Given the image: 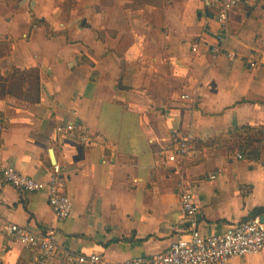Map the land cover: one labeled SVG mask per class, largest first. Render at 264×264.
I'll return each mask as SVG.
<instances>
[{
    "label": "crops",
    "instance_id": "0c3cea01",
    "mask_svg": "<svg viewBox=\"0 0 264 264\" xmlns=\"http://www.w3.org/2000/svg\"><path fill=\"white\" fill-rule=\"evenodd\" d=\"M15 68L39 69L41 100L0 97V164L44 182L58 165L74 209L60 221L47 191L0 179V215L56 228L50 264H78L66 251L115 264L169 249L185 229L181 164L166 161L176 130L194 138L181 172L203 235L264 216V149L239 159L222 146L236 127L264 126V0L237 6L227 26L213 0H0V73ZM36 254L0 225V264ZM224 264H264V251Z\"/></svg>",
    "mask_w": 264,
    "mask_h": 264
},
{
    "label": "built area",
    "instance_id": "2783aa9c",
    "mask_svg": "<svg viewBox=\"0 0 264 264\" xmlns=\"http://www.w3.org/2000/svg\"><path fill=\"white\" fill-rule=\"evenodd\" d=\"M251 0H213L217 9V21L227 26L231 12L243 3ZM225 32L217 33V38L222 40ZM224 50L221 44L214 47V58ZM228 56L235 59L237 55L229 52ZM251 66H258L257 61H252ZM189 99L190 95L182 96ZM59 131L66 129L74 132L76 125L73 123L59 126ZM84 141H90L91 136L85 131L80 135ZM194 138L191 134L173 132V145L167 151L166 161L169 164H185L195 151ZM238 158L244 155L238 153ZM175 169V173L181 176L180 183V209L185 221V229L180 233L165 252L156 253L151 257L140 256L115 264H224L233 258L256 255L264 251V221L260 216L248 221L236 223L223 233L209 236L203 235L200 228L201 207L196 201L191 184L187 177L183 176L182 167ZM174 167V166H173ZM58 165L54 166V174L49 182L37 180L32 176L20 173L11 165L0 164V179L20 188L26 192L47 191L51 209L60 221L67 220L73 213V199L64 190L65 183L61 177ZM212 178H215L213 175ZM0 225L8 236L16 238L25 246L36 251L38 264H50L58 253V231L50 228L47 231L31 230L26 226L15 222L5 221L0 215ZM66 258L71 263L78 264H102L104 257L99 254L77 255L73 251L65 252Z\"/></svg>",
    "mask_w": 264,
    "mask_h": 264
},
{
    "label": "trees",
    "instance_id": "16d2710c",
    "mask_svg": "<svg viewBox=\"0 0 264 264\" xmlns=\"http://www.w3.org/2000/svg\"><path fill=\"white\" fill-rule=\"evenodd\" d=\"M7 95L33 104L39 103L41 100L39 69L15 68L8 78H4L0 73V97ZM225 137L224 143L231 151L250 156L253 144L264 141V126L236 127L225 134ZM256 211L260 212V209Z\"/></svg>",
    "mask_w": 264,
    "mask_h": 264
},
{
    "label": "rangeland",
    "instance_id": "374dc122",
    "mask_svg": "<svg viewBox=\"0 0 264 264\" xmlns=\"http://www.w3.org/2000/svg\"><path fill=\"white\" fill-rule=\"evenodd\" d=\"M223 140H224V138H223ZM264 145V142L262 141V142H255L254 144H253V146H252V153H253V156H259L260 155V153L262 152V150L264 149L263 146ZM222 146H226L227 148H229V146L227 145V144H225V143H223L222 144ZM230 151H231V149H229ZM261 152H260V151Z\"/></svg>",
    "mask_w": 264,
    "mask_h": 264
},
{
    "label": "water",
    "instance_id": "95a60500",
    "mask_svg": "<svg viewBox=\"0 0 264 264\" xmlns=\"http://www.w3.org/2000/svg\"><path fill=\"white\" fill-rule=\"evenodd\" d=\"M53 152V150H51V153ZM52 161L55 162V159L52 157ZM262 220L264 221V216L262 217Z\"/></svg>",
    "mask_w": 264,
    "mask_h": 264
}]
</instances>
